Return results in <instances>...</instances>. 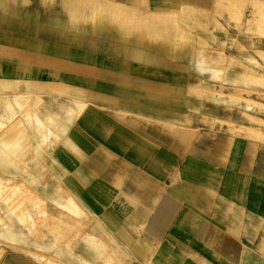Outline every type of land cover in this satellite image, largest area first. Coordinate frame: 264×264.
<instances>
[{"label": "crops", "instance_id": "crops-1", "mask_svg": "<svg viewBox=\"0 0 264 264\" xmlns=\"http://www.w3.org/2000/svg\"><path fill=\"white\" fill-rule=\"evenodd\" d=\"M210 1L0 0V175L38 163L125 264H264V128L226 120L264 114L220 94L260 88Z\"/></svg>", "mask_w": 264, "mask_h": 264}, {"label": "rangeland", "instance_id": "rangeland-1", "mask_svg": "<svg viewBox=\"0 0 264 264\" xmlns=\"http://www.w3.org/2000/svg\"><path fill=\"white\" fill-rule=\"evenodd\" d=\"M227 1L228 2H226V0L210 1L212 22L227 24L229 27L232 26L237 29V35L229 33V36H234L233 38L238 47L237 50L241 52L238 56H243L248 63L252 64L249 66L245 64L242 65L246 70V73L243 74V82L246 85L254 84L260 88V90H257L256 96L260 98V103H264V85L258 84L257 81L258 78L264 77V61L257 56L258 54L256 52L257 50L259 54L264 52L263 50H259L264 49V32H261L262 30L258 31L260 28L257 25L260 17L256 9V7L264 3V0H241L242 2L240 0ZM206 18L209 19L210 16ZM235 18L239 19V21ZM233 38L231 37V39ZM212 50L214 55L225 57V53L215 49ZM199 56L205 61L209 53L201 49ZM250 56L255 58L253 59ZM234 91L238 95H230L227 99V103L239 106L240 103L244 104L242 103V101H244L246 103V109H257L259 112L258 115L260 116L264 114L263 107L260 105L258 107V105L254 103L255 107L252 105V102L249 101L251 100L249 99V94L252 93L250 91L229 89L228 93L221 92L220 94L222 96L229 95L233 94ZM214 94L215 91L210 93V95L213 96ZM235 106L228 108L233 110ZM226 120H229V122L236 121L233 116ZM204 121L209 122L210 120L204 119ZM212 121V124H214L215 119ZM229 122V129L234 134H243L255 138H260L262 136L258 132L247 134L236 131L234 128L230 127L232 124H236ZM221 125H224V121H222ZM3 130L7 129H0V133L3 132ZM40 167L41 166L37 163V174L35 176L28 175L27 165L24 166V169L20 170V174L18 175L21 177L0 175V264H8V258H14L15 261L20 260L28 264H86L81 258H85L88 262L87 264H107L110 261L116 264H125L127 257L123 254L121 249L117 247L111 235L98 222L97 216L91 211H86V214L77 204L73 194L72 196L70 193H67L66 197H63L62 194L60 195L54 192V190L51 189L50 183L54 180L43 183L45 175L43 174V168L41 169ZM1 168L2 164L0 163V169ZM40 185L42 187H40ZM13 189L14 191H19L18 189H21V191L23 190L22 195L28 190V195L25 194L23 197L15 199L11 196L13 194L12 192H14ZM35 193L42 198L43 201L40 202V205L44 204L45 206L42 205L39 207H45L47 210L46 214H42V208H40V211L38 205H35ZM13 196H15V194H13ZM67 197L71 198L72 202L76 204L80 210L81 214L74 217L75 220L69 217V212L65 207V204L68 202ZM58 217L65 219L69 223L68 228L70 232L67 227H62L61 229L63 230L59 232L53 230V222ZM70 226L73 228L72 230ZM97 236L107 246L108 255H98L92 251L93 248L101 249V247H105L103 243L99 242L98 244L96 242ZM80 250L83 254H81ZM75 252H79L80 254Z\"/></svg>", "mask_w": 264, "mask_h": 264}, {"label": "bare ground", "instance_id": "bare-ground-1", "mask_svg": "<svg viewBox=\"0 0 264 264\" xmlns=\"http://www.w3.org/2000/svg\"><path fill=\"white\" fill-rule=\"evenodd\" d=\"M224 1V0H223ZM230 1V0H229ZM241 1V0H240ZM250 1V0H249ZM249 1H248V3H249ZM226 2H228L227 0H226ZM242 2V1H241ZM247 3V2H246ZM247 3V4H248ZM229 4V3H228ZM241 4V3H240ZM253 4H254V2H253ZM260 4V3H259ZM262 4H264V3H262ZM261 4V6L259 5L258 7H256V9H257V14L259 15V17H260V20H258V27L260 28L258 31H260V30H262L261 32H264V5H262ZM244 5H246V4H244ZM243 5V6H244ZM233 6V5H232ZM237 6V5H236ZM232 18H234V17H232ZM235 19H237V18H235ZM238 21H239V19H237ZM260 21V22H259ZM238 24V23H237ZM256 29H258V28H256ZM255 29V30H256ZM264 51V50H263ZM264 52H262V54H259V53H257L258 54V56L260 57V58H262L261 60L262 61H264V54H263ZM251 58H253V57H251ZM254 59V58H253ZM262 84L264 85V80L262 81ZM22 98V97H21ZM249 100V99H248ZM247 101V100H246ZM250 102H252V105L253 106H255V105H258V107H259V105L261 106V107H263L264 108V103H260V102H256V101H254V100H249ZM249 101H247V102H249ZM9 103H10V101H9ZM254 103H255V105H254ZM251 104V103H250ZM256 107V106H255ZM262 108V109H263ZM245 115H246V117H247V119L249 120V122H250V124L251 125H239V126H236V125H234V124H232V126H230L231 128H234L236 131H239V132H243V133H247V134H249V133H251V132H258V133H260L261 135H262V129L264 128V118H261V117H257V116H255V115H252V114H250V113H245ZM252 125H257V128L256 127H254V126H252ZM14 129V128H13ZM15 129H16V127H15ZM2 178V177H1ZM0 181H1V179H0ZM2 185H3V183H2ZM22 185V184H21ZM1 186V185H0ZM18 186V185H17ZM20 186V185H19ZM22 186H24V185H22ZM21 186V187H22ZM20 188V187H19ZM26 188V187H25ZM30 188V187H29ZM24 189V188H23ZM26 189H28V188H26ZM25 189V190H26ZM19 191H17V190H15L14 191V189H13V191L14 192H12L13 194H15V196H13V194L11 195L13 198H21V197H23L25 194H27V192H28V190L26 191V193L24 192V195H22L23 194V190L21 191V189H18ZM30 192V191H29ZM30 193H33V192H30ZM36 194V193H35ZM28 195V194H27ZM35 199V205H38V208H39V210H40V208H42V207H39V206H45L44 204H41L40 205V202L41 201H43L42 200V198L38 195L37 196V194H36V197L34 198ZM67 199H68V202H67V204H65V207H66V209L68 210V212H69V217L71 218V219H74L75 220V218L74 217H77L78 215H80L81 213H80V210H79V208L77 207V205L76 204H74L73 202H72V199L71 198H69V197H67ZM64 206V205H63ZM42 210V214H46L47 213V210L45 209V207L44 208H42L41 209ZM40 210V211H41ZM51 215V214H50ZM54 217H56V216H54ZM73 217V218H72ZM54 219V218H53ZM78 222V221H77ZM68 225H69V223L65 220V219H63V218H61V217H58V218H56L55 220H54V222H53V225H52V227H53V230L55 231V232H59V231H61V230H63V229H61L62 227H67L68 228ZM71 225V224H70ZM75 226V225H74ZM78 226V225H77ZM70 228H71V226H70ZM66 229V228H65ZM73 228H71V230H72ZM70 229L68 228V231H69ZM70 232V231H69Z\"/></svg>", "mask_w": 264, "mask_h": 264}]
</instances>
